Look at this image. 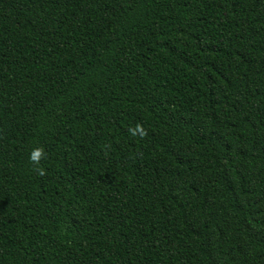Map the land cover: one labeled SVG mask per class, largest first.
Here are the masks:
<instances>
[{"label": "trees", "instance_id": "obj_1", "mask_svg": "<svg viewBox=\"0 0 264 264\" xmlns=\"http://www.w3.org/2000/svg\"><path fill=\"white\" fill-rule=\"evenodd\" d=\"M0 264H264V0H0Z\"/></svg>", "mask_w": 264, "mask_h": 264}]
</instances>
